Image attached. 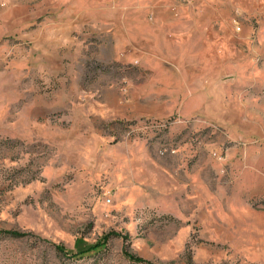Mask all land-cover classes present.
I'll return each instance as SVG.
<instances>
[{"label": "rangeland", "instance_id": "obj_1", "mask_svg": "<svg viewBox=\"0 0 264 264\" xmlns=\"http://www.w3.org/2000/svg\"><path fill=\"white\" fill-rule=\"evenodd\" d=\"M58 3L0 0V264H264V0Z\"/></svg>", "mask_w": 264, "mask_h": 264}, {"label": "crops", "instance_id": "obj_2", "mask_svg": "<svg viewBox=\"0 0 264 264\" xmlns=\"http://www.w3.org/2000/svg\"><path fill=\"white\" fill-rule=\"evenodd\" d=\"M86 4V6H88V7H90V5H88L87 3H85ZM58 6L59 7H64V10H62L59 14H62V18H64V15H65V9H72V11H74V12H76L75 11V9L77 8V7H79L80 6V4H77V3H75V0H67V3L66 4H61V3H58ZM187 8H189V6H187ZM187 8H183V12H182V14H186V16L189 18L190 17V15H188L187 14ZM187 17H181V19H187ZM176 35V34H175ZM116 59V58H115ZM187 74H188V71H187ZM187 78H188V75H187ZM195 96V95H194ZM194 96H193V98H191V100H189V101H187L189 104L190 103H193V102H195L196 101V99L194 98ZM185 102V100H181V103L182 102ZM186 102V103H187ZM184 110V112H188L187 111V109L186 108H184L183 109ZM179 150L182 152V151H184L186 154H188L189 152H191L192 150L188 147V146H186V145H183L181 148H179ZM189 155V154H188ZM187 155V156H188ZM187 158V157H186ZM243 159V168H246V163H247V161L244 159V157L242 158ZM202 162V161H201ZM257 163V161H255L254 162V164H256ZM188 159H184V161H181V165L186 169L187 167H188ZM203 162L202 163H200V165H198V166H196V168L197 167H199L200 169H198L196 172H195V176H196V178H198L199 176H201V168L203 167ZM235 164V163H234ZM258 164V166H260V163H257ZM234 166V165H233ZM241 173H244V170L243 171H240ZM186 173V172H185Z\"/></svg>", "mask_w": 264, "mask_h": 264}, {"label": "built area", "instance_id": "obj_3", "mask_svg": "<svg viewBox=\"0 0 264 264\" xmlns=\"http://www.w3.org/2000/svg\"><path fill=\"white\" fill-rule=\"evenodd\" d=\"M172 151V152H175V148L174 147H171L170 145H169V143H165V145L163 144L162 145V150H161V152H164V151ZM217 153H213V155H216ZM107 200L109 201L110 200V198H108L107 197Z\"/></svg>", "mask_w": 264, "mask_h": 264}, {"label": "trees", "instance_id": "obj_4", "mask_svg": "<svg viewBox=\"0 0 264 264\" xmlns=\"http://www.w3.org/2000/svg\"><path fill=\"white\" fill-rule=\"evenodd\" d=\"M15 234H19L18 232H14ZM56 246V245H55ZM58 246V245H57ZM99 246V245H98ZM94 247H97V245H95V244H91L90 245V247H88L87 249H89V248H94ZM58 248L60 249V250H64V247H62V245H59L58 246ZM131 257L133 256V255H130ZM138 259H140V258H138Z\"/></svg>", "mask_w": 264, "mask_h": 264}]
</instances>
